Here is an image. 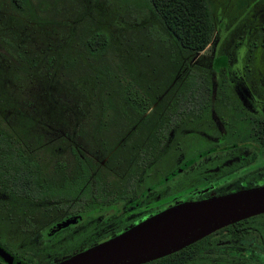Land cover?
<instances>
[{"label": "flooded vegetation", "instance_id": "af4514ba", "mask_svg": "<svg viewBox=\"0 0 264 264\" xmlns=\"http://www.w3.org/2000/svg\"><path fill=\"white\" fill-rule=\"evenodd\" d=\"M251 9V39L242 24L236 40L220 31L207 65L180 56L143 113L80 115L91 121L53 135L59 146L30 148L28 182L0 185V247L55 264L167 208L264 186V0ZM195 71L203 80L189 83ZM243 220L179 250L193 247L196 264H256L264 227Z\"/></svg>", "mask_w": 264, "mask_h": 264}, {"label": "trees", "instance_id": "16d2710c", "mask_svg": "<svg viewBox=\"0 0 264 264\" xmlns=\"http://www.w3.org/2000/svg\"><path fill=\"white\" fill-rule=\"evenodd\" d=\"M251 7L252 0H0L3 190L13 192L17 181L32 177L30 163L37 161V153L30 148L60 145L61 137L47 139L37 131L39 124L54 135L65 130L69 137L75 135L80 115L143 113L149 103L141 100L153 99L166 88L180 56L204 49L216 24L224 39L232 40L245 24L251 39ZM46 24L60 25L59 30L52 29L53 41L34 48L29 28ZM158 72L161 77L155 80ZM30 77L40 83L41 100L23 111L30 104L12 95V87L25 85ZM245 221L239 223L264 227V213ZM261 247L256 264H264ZM197 258L194 248L186 247L144 264H196Z\"/></svg>", "mask_w": 264, "mask_h": 264}, {"label": "water", "instance_id": "95a60500", "mask_svg": "<svg viewBox=\"0 0 264 264\" xmlns=\"http://www.w3.org/2000/svg\"><path fill=\"white\" fill-rule=\"evenodd\" d=\"M264 213V186L167 208L55 264H144L230 223ZM0 258L19 264L0 247Z\"/></svg>", "mask_w": 264, "mask_h": 264}, {"label": "rangeland", "instance_id": "374dc122", "mask_svg": "<svg viewBox=\"0 0 264 264\" xmlns=\"http://www.w3.org/2000/svg\"><path fill=\"white\" fill-rule=\"evenodd\" d=\"M59 26L60 25H51V24H46L44 26H40V25H34L31 26L29 28V41L30 43L33 45L34 48H42L44 47L49 41H53L54 36H53V28L55 29V31L59 30ZM220 30L217 27L216 24V28H215V32L211 38L210 43L201 51L198 52H194L191 53V55L189 56V63H196L199 65H207V61L209 60L212 51L214 50V47L216 45V41L219 38V34ZM160 65V63L158 64V66ZM157 66V69L160 70V67ZM144 69H148V67H144ZM162 71V69H161ZM141 73V72H140ZM159 74L154 78L155 80L158 78L160 79V75L162 73L158 72ZM197 77L194 76V78L192 79H196ZM190 82V79L188 80ZM156 86H159L158 82H155ZM12 92L11 94H18L20 97L25 98V100L27 102H29L30 105H28L27 107L23 108V111H31L35 104L37 103V101L39 102V100H41L40 96H39V91L41 89L40 83H38V81H36V79H33L32 77H30V79L28 81L25 82V85L22 86H16L13 85L12 87ZM62 95V94H61ZM9 111V110H8ZM8 114V113H7ZM6 114V115H7ZM34 118V117H33ZM40 115L36 117V120H40ZM35 124H37L35 122ZM50 126L48 125V129ZM37 131L41 132L42 135L44 136H53L54 133H50V131L46 130L43 128V126L41 124H39L37 126ZM45 138V137H44ZM48 139V137H47Z\"/></svg>", "mask_w": 264, "mask_h": 264}]
</instances>
